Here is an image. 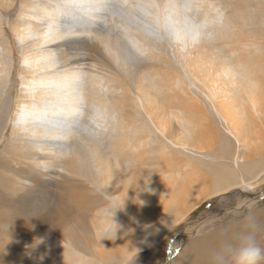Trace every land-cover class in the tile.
Segmentation results:
<instances>
[{"label": "bare ground", "instance_id": "6f19581e", "mask_svg": "<svg viewBox=\"0 0 264 264\" xmlns=\"http://www.w3.org/2000/svg\"><path fill=\"white\" fill-rule=\"evenodd\" d=\"M16 1L0 0L1 110L13 69L3 22ZM185 2L197 0L21 4V88L0 155L1 236L15 237L18 264H131L206 201L264 179V0H216L223 29L180 45L168 29ZM252 215L264 245V209ZM209 234L212 246L198 238L174 264H209L231 236Z\"/></svg>", "mask_w": 264, "mask_h": 264}, {"label": "rangeland", "instance_id": "374dc122", "mask_svg": "<svg viewBox=\"0 0 264 264\" xmlns=\"http://www.w3.org/2000/svg\"><path fill=\"white\" fill-rule=\"evenodd\" d=\"M24 1L25 0H17L12 10L5 12L6 18L3 22V35L9 46L12 48L11 61L13 62V69L8 81V86L4 90V100L6 102V106L5 108L3 106V110L0 109V155L3 154V150L6 148L11 139L13 125L15 123L13 118L16 116L15 112H17L16 103L20 95L19 91L21 88V82L19 79V73L22 62L20 61L21 58L18 50V42L14 37L12 23L19 18L22 8L21 4H23ZM210 119L217 130L221 132V134H224V125L220 118L214 113V115H210ZM262 131L264 132V127H262ZM259 138H261V136ZM262 143L263 142H261V145ZM242 150H244V148L241 149V151ZM258 150L260 149L255 147V150L253 151L255 153ZM192 155L198 157V159L201 158V160L205 163L206 161H209V159L203 158L204 155ZM239 165L241 166L242 163H239ZM196 181L199 183L198 187L202 188L205 186L204 177H197ZM181 183L182 181H180L179 184ZM256 202L260 203L255 205ZM248 206L253 208L250 209ZM260 209H264V179L262 182L260 181L258 183V188L254 191H248L247 193L239 189L225 196L206 201L205 204L203 203L200 208L193 211L184 222L175 227L174 231L164 239L165 241L162 242L161 247H159L157 250H152L149 252L140 250V254H138L136 259L132 260L130 263L174 264L179 255L182 254V251L185 249H187L188 252L193 250L192 247L198 241V238H201V241H203L205 245L212 246L213 243L210 238V232L216 230L219 233L224 232V234H230L232 236L239 230L236 225L241 221L244 215L249 213L253 214ZM4 213V210L0 211V214L3 216ZM2 218L4 217H0V219ZM1 229L2 228H0V264H18V260H14L16 254H14L12 247L13 245H16L14 243H17L15 237L10 234L7 239L3 238L1 236ZM4 241L5 243H11V245H5ZM220 241V239H217L216 244H219ZM104 255H107V253L104 252ZM194 255V253L193 255L189 254L193 260L195 258ZM20 256H22V254H20ZM177 262L180 263L179 259Z\"/></svg>", "mask_w": 264, "mask_h": 264}, {"label": "clouds", "instance_id": "9594fccd", "mask_svg": "<svg viewBox=\"0 0 264 264\" xmlns=\"http://www.w3.org/2000/svg\"><path fill=\"white\" fill-rule=\"evenodd\" d=\"M176 19L170 22L168 29L169 39L176 44L183 45L189 39L193 42L212 41L219 30L225 25L226 16L216 0H197V2L178 3ZM194 20L192 35L186 28L187 18ZM103 119V116H100ZM113 212L107 209L106 214L111 215V225L115 226V236L120 225L115 221ZM239 230L232 236L220 241L209 255V264H261L264 261V245L258 240L261 225L252 214L244 215L240 221ZM107 238V237H106ZM42 241H37L41 243Z\"/></svg>", "mask_w": 264, "mask_h": 264}]
</instances>
